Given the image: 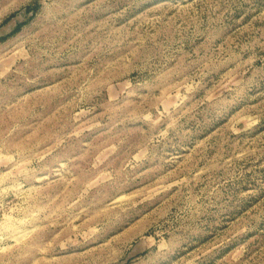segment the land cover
<instances>
[{
	"label": "rangeland",
	"instance_id": "rangeland-1",
	"mask_svg": "<svg viewBox=\"0 0 264 264\" xmlns=\"http://www.w3.org/2000/svg\"><path fill=\"white\" fill-rule=\"evenodd\" d=\"M0 264H264V0H0Z\"/></svg>",
	"mask_w": 264,
	"mask_h": 264
}]
</instances>
